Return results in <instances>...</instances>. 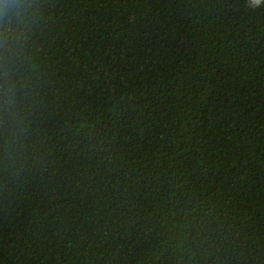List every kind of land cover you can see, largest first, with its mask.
I'll return each instance as SVG.
<instances>
[{"label":"trees","instance_id":"trees-1","mask_svg":"<svg viewBox=\"0 0 264 264\" xmlns=\"http://www.w3.org/2000/svg\"><path fill=\"white\" fill-rule=\"evenodd\" d=\"M0 264H264V0H0Z\"/></svg>","mask_w":264,"mask_h":264},{"label":"clouds","instance_id":"clouds-1","mask_svg":"<svg viewBox=\"0 0 264 264\" xmlns=\"http://www.w3.org/2000/svg\"><path fill=\"white\" fill-rule=\"evenodd\" d=\"M248 0H245L247 5ZM28 37H22L20 40L21 48L12 52V62L9 64L6 62L5 68V93L7 96V103L5 105L6 111H12L18 102L19 94L22 91L21 77L26 71V65L23 61L27 58L28 51Z\"/></svg>","mask_w":264,"mask_h":264}]
</instances>
